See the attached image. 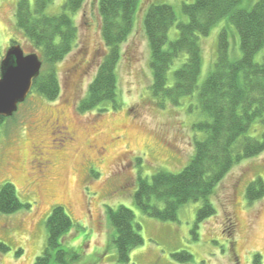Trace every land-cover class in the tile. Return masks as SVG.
I'll use <instances>...</instances> for the list:
<instances>
[{
	"label": "rangeland",
	"instance_id": "374dc122",
	"mask_svg": "<svg viewBox=\"0 0 264 264\" xmlns=\"http://www.w3.org/2000/svg\"><path fill=\"white\" fill-rule=\"evenodd\" d=\"M18 1H0L3 56L14 40L26 54L36 53L16 26ZM30 1L34 7L35 0ZM193 1L139 0L134 30L122 46L117 70L119 106L106 103L86 113L79 110L80 102L107 51L99 0H88L82 11L71 15L80 40L57 66L60 96L50 102L32 93L0 127V190L11 183L19 200L30 205L11 215L0 213V241L9 247L0 252V264L36 263L47 246L46 223L56 206L64 207L74 223L61 241L69 253L66 264H118L116 230L108 212L120 206L133 210L144 239L127 264H264V197L252 204L246 198L248 185L259 177L264 180V152L233 167L210 198L216 214L203 223L197 224L202 202L183 206L177 220L169 222L144 214L135 204L140 179H151L159 171L180 173L195 154L194 137L205 136L194 131L195 124L210 121L200 107L199 91L216 62L222 29L229 33L231 59L242 57L237 30L224 19L210 36L200 38L203 66L195 94L179 105H162L152 94L147 9L151 4L170 5L178 23L186 22L182 6ZM257 1L244 0L239 8L250 10ZM65 2L54 0L46 14L62 13ZM178 37L176 24L169 43ZM183 60L176 62L170 77ZM263 61L264 50L256 56V62ZM124 124L130 128H120ZM263 133L264 126L255 123L249 135L261 140ZM182 253L192 258H174ZM51 264L62 263L54 257Z\"/></svg>",
	"mask_w": 264,
	"mask_h": 264
},
{
	"label": "trees",
	"instance_id": "16d2710c",
	"mask_svg": "<svg viewBox=\"0 0 264 264\" xmlns=\"http://www.w3.org/2000/svg\"><path fill=\"white\" fill-rule=\"evenodd\" d=\"M1 1V0H0ZM54 0H19L16 26L30 41L33 50L43 62L41 75L34 81L33 94L50 102L61 94L57 66L70 55L79 42V28L72 14L82 11L88 0H66L63 12L47 15ZM244 0H194L183 3L186 22H179L174 8L166 4H151L144 16V29L151 49L153 70L152 94L161 100L180 104L184 97L193 96L199 88L203 52L201 37H208L224 19L237 30L242 57L232 60L229 33L222 29L218 38L217 59L208 78L199 91V103L210 121L194 125L195 154L180 173L159 171L151 179H140L135 194V204L144 213L160 221H176L179 210L191 203L202 202L197 224L216 214L210 198L233 167L245 159L264 152V133L261 140L250 136L255 123L264 126V61L256 56L264 50V0H258L250 9H241ZM139 0H99L101 32L107 49L87 96L80 102L79 110L90 112L111 103H118V66L122 46L131 37ZM177 24L179 37L169 43L170 30ZM12 44H18L12 41ZM3 58L0 47V60ZM184 59L180 67L170 72L176 62ZM9 118L0 117V127ZM264 197V180L252 181L246 192L248 203ZM30 205L22 203L11 183L0 190V213L11 215ZM116 230L114 243L118 264L131 261L132 252L144 244L135 223L133 210L120 206L109 209ZM48 242L43 255L35 264H51L55 259L66 264L69 255L62 249L61 241L74 227L72 219L62 206H56L47 220ZM230 232V227L227 228ZM9 247L0 241V252ZM19 254V253H18ZM179 261L190 260L188 253L176 254ZM257 255L255 263H259Z\"/></svg>",
	"mask_w": 264,
	"mask_h": 264
},
{
	"label": "water",
	"instance_id": "95a60500",
	"mask_svg": "<svg viewBox=\"0 0 264 264\" xmlns=\"http://www.w3.org/2000/svg\"><path fill=\"white\" fill-rule=\"evenodd\" d=\"M43 62L37 53L26 54L21 45H12L0 64V117L11 118L33 92Z\"/></svg>",
	"mask_w": 264,
	"mask_h": 264
},
{
	"label": "bare ground",
	"instance_id": "6f19581e",
	"mask_svg": "<svg viewBox=\"0 0 264 264\" xmlns=\"http://www.w3.org/2000/svg\"><path fill=\"white\" fill-rule=\"evenodd\" d=\"M121 119H123V117H122ZM118 121H120V123H121V120H120V119H118ZM122 122H123V121H122ZM97 127H98V125H96V128H97ZM120 128H123V129H129L130 127H129V126H126V124H124V125L121 126ZM91 131L94 132V131H95V128L91 129ZM113 141H117V138H114Z\"/></svg>",
	"mask_w": 264,
	"mask_h": 264
}]
</instances>
